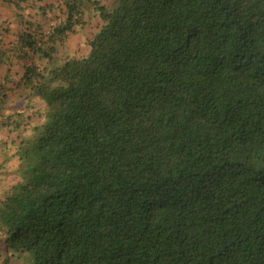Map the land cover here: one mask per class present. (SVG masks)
<instances>
[{
  "label": "trees",
  "instance_id": "16d2710c",
  "mask_svg": "<svg viewBox=\"0 0 264 264\" xmlns=\"http://www.w3.org/2000/svg\"><path fill=\"white\" fill-rule=\"evenodd\" d=\"M65 6L58 33L82 21ZM95 9L81 55L27 36L43 108L0 192V264H264V0Z\"/></svg>",
  "mask_w": 264,
  "mask_h": 264
},
{
  "label": "crops",
  "instance_id": "0c3cea01",
  "mask_svg": "<svg viewBox=\"0 0 264 264\" xmlns=\"http://www.w3.org/2000/svg\"><path fill=\"white\" fill-rule=\"evenodd\" d=\"M83 1L23 0L17 5L0 0V86L4 95L0 104V172L10 159L19 156L17 149L24 139V130L39 122L43 108L40 100L30 102L25 70L32 62L42 66L47 58L40 50H31L27 36L36 38L39 33L44 34V50L56 47L60 55L85 53L86 39L97 29L100 18L95 6L84 8ZM65 2L81 5L82 21L58 33L56 26L66 18ZM12 259L9 264H14Z\"/></svg>",
  "mask_w": 264,
  "mask_h": 264
},
{
  "label": "rangeland",
  "instance_id": "374dc122",
  "mask_svg": "<svg viewBox=\"0 0 264 264\" xmlns=\"http://www.w3.org/2000/svg\"><path fill=\"white\" fill-rule=\"evenodd\" d=\"M111 0H84V8L86 6L90 7L93 9V6L99 5V4H104L108 3ZM22 163L19 158H12L10 159V162L5 165L4 170L0 172V192L5 193L9 187L12 186V184L16 183L21 179V171H19Z\"/></svg>",
  "mask_w": 264,
  "mask_h": 264
},
{
  "label": "built area",
  "instance_id": "2783aa9c",
  "mask_svg": "<svg viewBox=\"0 0 264 264\" xmlns=\"http://www.w3.org/2000/svg\"><path fill=\"white\" fill-rule=\"evenodd\" d=\"M38 44H41V42L39 41Z\"/></svg>",
  "mask_w": 264,
  "mask_h": 264
}]
</instances>
